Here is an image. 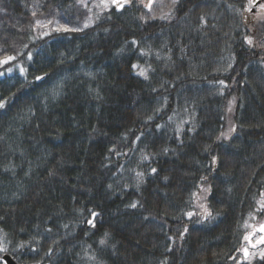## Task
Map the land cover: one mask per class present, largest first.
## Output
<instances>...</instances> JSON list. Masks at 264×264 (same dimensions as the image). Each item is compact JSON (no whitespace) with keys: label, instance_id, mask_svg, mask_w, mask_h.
Segmentation results:
<instances>
[{"label":"trees","instance_id":"16d2710c","mask_svg":"<svg viewBox=\"0 0 264 264\" xmlns=\"http://www.w3.org/2000/svg\"><path fill=\"white\" fill-rule=\"evenodd\" d=\"M246 2L0 0V59L15 57L0 65V264H264L237 251L264 218V49L244 40L264 42V23Z\"/></svg>","mask_w":264,"mask_h":264},{"label":"snow or ice","instance_id":"6c2138e0","mask_svg":"<svg viewBox=\"0 0 264 264\" xmlns=\"http://www.w3.org/2000/svg\"><path fill=\"white\" fill-rule=\"evenodd\" d=\"M133 2H135V0H101V6H102V9H108V8L114 6L116 10H122L126 6H130ZM139 2H140V4L143 7L147 8L149 10L152 9L153 0H147V3H145L144 0H139ZM171 2H172L173 5H175L178 2V0H171ZM229 7H231V6H229ZM253 7H258V9H259L255 13V17L254 18L258 22L264 23V2L259 3L257 5V0H248V4L244 8V12H251ZM237 11L239 12V9H237ZM240 14L243 15L244 13L241 12ZM34 15H35V13H34ZM160 18L161 19H168V18H170V15L168 13H165V14H162ZM140 19L143 20L144 17L141 16ZM200 19H201V22H204V17L203 16H201ZM87 26H88V24H85V27H87ZM61 30H63V31H78L79 29H68L66 27H58V28L55 29V31H57V32H59ZM43 34L47 35V33H43ZM244 40L250 47H259L261 49H264V42H260L259 44H256L255 40H254V37H252V36H244ZM136 43H137V41H135V40L132 41L133 45H135ZM28 58L29 59L32 58V54L31 53H29ZM14 59H15V57H13V56H6L3 59H0V65H6L9 61H13ZM261 63L264 64V60H261ZM228 67H232V65L229 64ZM132 68L133 69H137L138 65L133 64ZM8 71H12V69L9 68ZM19 71H20L21 74H23L25 69L23 67H20ZM138 74L140 76H144L145 78H147L146 77V72H145V70L143 68L139 69ZM0 75H4V73L0 72ZM45 75H48V74L46 73ZM43 78H44L43 76L35 77L36 80H42ZM220 83L223 84L224 82L220 81ZM6 102H7L6 100H0V108L5 107ZM231 103L232 102L230 101L229 102V105H230L229 106V111H231ZM149 119H151V117H149ZM159 127L160 126L157 125V128H159ZM234 131H235V127L233 126V127H231L228 130L227 133L222 132L221 133V137H223L224 139H228L230 134L232 132H234ZM221 137H217V140H219ZM139 139H140V137L138 136L137 140H139ZM109 151L111 152V151H113V149H109ZM166 151H167V149H165V152ZM117 155H120V153H117ZM142 159L146 160V159H148V157L147 156H143ZM217 161H218V157L217 156H213L212 159H211V163L212 164H216ZM151 172L153 174H155L157 172V169L153 168V169H151ZM143 175H144L143 173H137V177L141 178V182H142ZM201 180L207 181V177L202 176ZM109 187H111V186L109 185ZM202 191L206 192V193H210L211 188L210 187L209 188H205V189H202ZM193 195H195V194H193ZM137 206H138L137 202H133L130 205H127V207H131V208H136ZM200 207L202 209V214L201 215H202V217L204 219L213 218L211 210L206 205L202 204V205H200ZM260 209L264 210V203L260 204ZM90 214H91L92 218L88 219L87 223H88V225H90L92 227H95V219L99 216V213L90 210ZM186 215L191 218L194 214L192 212H188V213H186ZM65 227H67V226L65 225ZM48 231H51V229H48ZM187 231H188V229H187V227H185L184 232L180 233V237L183 238L184 234ZM256 231H258L260 233H264V224L260 225V227ZM107 235H108V233L106 232L105 236H107ZM254 235H255V232L249 233L248 235L244 236V240L247 241V246L242 247L240 249H237L238 252L242 253V259L243 260L251 261V259L253 257L257 256V255H259V258L261 260H264V250H260L258 253L255 252V251H250V248L251 249H256L258 245H264V234L260 235L259 238L255 241V243H253L252 242V237ZM24 243H26V242H22L21 245H19V246L23 247ZM100 243L104 244L105 240L101 239ZM0 251H7V249L4 248V247H0ZM51 252H52V249L49 248V251H48V253H46V255L51 254ZM229 258H231V257H229ZM237 264H239V261H237Z\"/></svg>","mask_w":264,"mask_h":264},{"label":"rangeland","instance_id":"374dc122","mask_svg":"<svg viewBox=\"0 0 264 264\" xmlns=\"http://www.w3.org/2000/svg\"><path fill=\"white\" fill-rule=\"evenodd\" d=\"M99 3H101V0H98ZM259 9H257L258 11ZM252 15V19L256 20L254 17H255V13L251 14ZM264 224V218H257V217H254L249 223H248V227H247V235L249 233H253L255 232V235L252 237V242L255 243V241L259 238L260 235L264 234V233H260L258 231H256L260 225ZM247 246V241L244 243V246L245 247ZM260 250H264V245H258L256 249H251L250 248V251H255V252H259Z\"/></svg>","mask_w":264,"mask_h":264},{"label":"water","instance_id":"95a60500","mask_svg":"<svg viewBox=\"0 0 264 264\" xmlns=\"http://www.w3.org/2000/svg\"><path fill=\"white\" fill-rule=\"evenodd\" d=\"M246 4H248V0L246 2ZM256 11V7L252 8V13H254ZM1 260L5 263V264H17L9 255L4 254L1 256Z\"/></svg>","mask_w":264,"mask_h":264}]
</instances>
